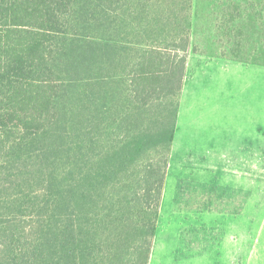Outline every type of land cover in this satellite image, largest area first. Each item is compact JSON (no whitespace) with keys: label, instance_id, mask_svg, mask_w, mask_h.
Here are the masks:
<instances>
[{"label":"trees","instance_id":"trees-1","mask_svg":"<svg viewBox=\"0 0 264 264\" xmlns=\"http://www.w3.org/2000/svg\"><path fill=\"white\" fill-rule=\"evenodd\" d=\"M131 1L0 0V264H149L192 50V0ZM247 3L251 16L241 17L264 26V0L259 9ZM127 10L139 39L130 46L93 37L81 46L72 43L79 36L68 38L74 13L86 29L104 17L113 31ZM121 59L118 85L138 124L97 160L95 118L86 126L82 115L100 105L101 70ZM235 60L262 63L255 56ZM65 63L90 75L87 109L78 104L68 124L61 123L59 108ZM172 98L162 128L150 131L146 112ZM63 142L65 162L57 155ZM243 204L236 191L215 185L180 182L176 190L178 210L236 214Z\"/></svg>","mask_w":264,"mask_h":264},{"label":"rangeland","instance_id":"rangeland-1","mask_svg":"<svg viewBox=\"0 0 264 264\" xmlns=\"http://www.w3.org/2000/svg\"><path fill=\"white\" fill-rule=\"evenodd\" d=\"M91 1L97 0H77V6L86 4L90 6ZM248 1L250 0H192L190 56L194 59L191 60L239 62L251 67H264L262 43L264 26L253 17L252 22L241 17V14L244 17L251 16L246 9ZM252 1L256 9L261 7L259 1L262 0ZM124 2L131 5L132 1ZM79 15L73 14L74 26L67 33L70 34L68 38L79 36L76 38L78 40H73L72 43L79 42L78 44L83 46L84 40L93 37L99 42L116 39L125 46H130L139 40L134 33L137 23L129 10L123 14L124 16L119 13L122 20L113 31L106 29L109 21L104 17L100 19L99 25L91 30L86 29ZM231 15L235 16L233 22L228 21ZM222 52L226 55L222 56ZM236 55L241 58L255 56L262 63L237 61ZM124 64L125 61L121 59V63L115 67L110 69L104 67L101 70L105 80H101L102 87L98 92L100 105L97 106V110L94 107L92 110L88 108L89 110L82 115V122L85 125L89 122L87 120L95 118L92 131L96 138L94 154L99 156L97 160L103 157L106 150L117 144L124 130L132 129L131 127L138 124L134 118L130 119L127 113L130 108H134L133 103L124 97L123 85H118ZM218 70H212L209 83L204 81L205 77L199 78L193 91L194 94L198 93L197 100L201 101L200 112L209 114L207 123L219 128L222 120L212 116L214 113L211 111L233 109L243 114L256 115L260 118L259 124L264 125V68L237 69L232 63L228 65L222 63ZM60 76L67 83L66 91L59 99V108L62 111L60 120L61 123L68 124L72 119V111L77 109L78 104L82 106V110L87 109L85 82L90 75L84 69L72 71L69 63H65ZM174 101L175 98L161 101L149 109L145 114V127L150 131L162 128L161 119L166 114V109L173 110ZM123 114H126L125 121L120 120ZM66 141L67 138L64 142ZM64 142L61 145L63 151H59L57 155H63L65 162ZM193 148L188 154L175 151L171 161L169 158L150 264H264V160L259 163L214 164L207 156L202 157L195 152V150L204 152L205 147ZM59 166L63 167L61 164ZM132 171L130 170V173ZM180 182L215 185L220 189L236 191L238 200L244 202L242 210L236 214L178 210L175 207V200ZM33 186L39 188L40 184L34 183ZM98 203V208L104 205L102 201ZM224 237L229 240V244L226 242L224 247L220 246L219 250L206 255L204 261L194 259V255L218 247Z\"/></svg>","mask_w":264,"mask_h":264},{"label":"crops","instance_id":"crops-1","mask_svg":"<svg viewBox=\"0 0 264 264\" xmlns=\"http://www.w3.org/2000/svg\"><path fill=\"white\" fill-rule=\"evenodd\" d=\"M191 59L194 58H191L189 54L186 77L179 98L177 127L170 151V161L175 151L180 154H188L192 152L190 150L192 147H205L204 152L196 150L195 152L202 157L207 156L209 161L214 164L262 162L264 160V125L259 124L260 118L233 109L221 112L211 111L214 113L212 116H217L222 120V125L216 128L207 123L209 114L200 112L201 101L197 100L198 93L194 94L193 91L196 89V82L199 78L205 77L204 81L209 83L212 70L219 71L218 68L222 63L223 65L232 63L237 69L246 67L258 70L264 67H251L239 62L215 60H196L197 62H194ZM226 242L229 244V240L224 237L218 247L194 255V259L204 261L206 255L219 250L220 246L224 247ZM226 251L228 252V248Z\"/></svg>","mask_w":264,"mask_h":264}]
</instances>
